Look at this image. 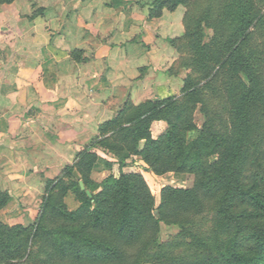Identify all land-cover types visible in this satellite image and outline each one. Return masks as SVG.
Here are the masks:
<instances>
[{
	"label": "trees",
	"instance_id": "obj_1",
	"mask_svg": "<svg viewBox=\"0 0 264 264\" xmlns=\"http://www.w3.org/2000/svg\"><path fill=\"white\" fill-rule=\"evenodd\" d=\"M169 1L183 0H160L156 9ZM220 2L216 17L206 21L210 36L189 31L199 79L186 75L180 96L146 99L123 121L118 116L102 123L63 167L70 178L42 197L31 225L0 222V262L25 257L26 264H264V52L250 43V28L264 27V14L254 0ZM208 97L218 101L209 103ZM197 104L204 116L200 127L193 117ZM153 120L166 123L156 137ZM93 148L112 155L120 168L136 156L146 171L190 173L193 183L162 186L156 205L139 171L110 172L94 181L95 165L110 169L113 163ZM69 191L78 201L75 208L66 205ZM4 203L0 196V207ZM212 209L213 230L197 233L196 218ZM161 223L178 225L180 240L162 242ZM176 248L183 250L176 254Z\"/></svg>",
	"mask_w": 264,
	"mask_h": 264
},
{
	"label": "rangeland",
	"instance_id": "obj_2",
	"mask_svg": "<svg viewBox=\"0 0 264 264\" xmlns=\"http://www.w3.org/2000/svg\"><path fill=\"white\" fill-rule=\"evenodd\" d=\"M158 1L160 0H0V8L4 4L18 2L15 6L20 9V18L35 26L41 45L46 39V44L53 48L55 54L50 53L45 57L50 71L55 69L72 78H83L81 97L86 103L84 107L87 106V110L91 109L93 112H106L107 115L94 125L97 127L96 132L83 146L91 143L98 135V127L105 121L118 116L123 121L132 106L146 99L180 96L186 75L199 79V74L191 63L189 31L197 28L203 31L205 39L210 36L212 28L206 21L216 17L221 0H183L174 5L169 1L156 9ZM254 2L264 14V0ZM262 28H250V43L264 52V27ZM261 71L264 79V64ZM219 82L218 77L214 85ZM93 99L98 106L90 108L88 103ZM208 100L209 103L218 101L210 97ZM193 117L200 127L204 120L200 104H197ZM165 127V121L153 120L150 132L156 137ZM93 149L107 156L113 163L110 169L95 165L91 173L94 181L100 182L110 172L118 174L120 170L139 171L147 181L156 205L159 203L162 186L170 184L188 187L193 183V175L190 173L168 172L156 175L146 171L136 156L128 159L126 165L120 168L112 155L100 148ZM40 151L42 152H37ZM43 152L53 155L49 154L48 149ZM76 153L77 151L70 163L36 165L29 172L26 181L33 187H24L25 183L19 180L8 181L0 173V196L5 198V203L0 207V222L8 226L31 225L40 211L42 197L51 186L59 180L66 182L70 178L63 167L73 163ZM42 166L47 167L41 171ZM64 199L68 208H72L74 202L78 203L71 191L67 192ZM216 219L215 210H208L196 218L193 226L197 233L203 235L213 230ZM181 237L178 225L161 223L162 242L176 238L180 240ZM184 238L186 241L190 239L188 236ZM35 246L31 249H35ZM182 250L173 249L176 254ZM24 258L0 264H26ZM141 264L155 263L145 261Z\"/></svg>",
	"mask_w": 264,
	"mask_h": 264
},
{
	"label": "crops",
	"instance_id": "obj_3",
	"mask_svg": "<svg viewBox=\"0 0 264 264\" xmlns=\"http://www.w3.org/2000/svg\"><path fill=\"white\" fill-rule=\"evenodd\" d=\"M16 4L0 8V173L29 188L28 174L36 165L70 163L107 114L90 109L98 106L95 99L90 111L84 107L83 78L50 71L45 57L55 54L53 48L46 39L40 44L35 26L20 18Z\"/></svg>",
	"mask_w": 264,
	"mask_h": 264
},
{
	"label": "water",
	"instance_id": "obj_4",
	"mask_svg": "<svg viewBox=\"0 0 264 264\" xmlns=\"http://www.w3.org/2000/svg\"><path fill=\"white\" fill-rule=\"evenodd\" d=\"M73 174H74V176L76 177V179H78L79 187H80L81 189H84V183H83V181L80 179L79 174H78L76 171H73ZM85 192H86V194H87L88 196H91V192H90L88 189H85Z\"/></svg>",
	"mask_w": 264,
	"mask_h": 264
}]
</instances>
